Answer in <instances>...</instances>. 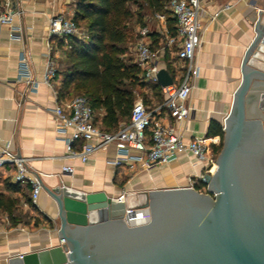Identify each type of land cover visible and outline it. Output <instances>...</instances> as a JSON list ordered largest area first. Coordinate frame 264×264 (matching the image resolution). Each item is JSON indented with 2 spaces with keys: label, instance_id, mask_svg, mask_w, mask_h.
Wrapping results in <instances>:
<instances>
[{
  "label": "crops",
  "instance_id": "obj_1",
  "mask_svg": "<svg viewBox=\"0 0 264 264\" xmlns=\"http://www.w3.org/2000/svg\"><path fill=\"white\" fill-rule=\"evenodd\" d=\"M11 1L19 12L11 24L0 25V149L7 146L25 158L29 174L38 176L43 188L37 200L33 201L31 186L15 181L14 166L0 167V192L18 198L19 209L28 211L31 217L28 222L12 225L7 213L0 208V264H8L11 256L61 243L58 207L49 193V189L59 184L86 192L104 191L116 198L130 193V202H140L145 191L187 186L191 177L204 171L203 163L186 153L147 169L132 171L118 168L109 162L117 153L116 144L96 151L87 162L66 158L64 137L57 131L53 109L75 94L69 91L60 96L61 77L55 74L49 85L44 82L43 74L50 40V19L57 14L73 17L75 0ZM202 5L200 45L194 60L199 74L192 79L193 88L187 100L189 116L178 120L166 110L161 112L164 122L175 125L185 140L195 135L207 137L211 121L224 126L234 92L243 78L242 61L256 37L258 24L264 26V0H202ZM160 24L162 22L154 27L150 25L151 32L158 31ZM17 27L20 28L21 39L10 37ZM150 40L160 53L162 68L178 80L177 71L185 70L184 62L177 57L178 47H167L161 34L158 42H154L151 34ZM53 44L56 67L60 68L63 51L55 40ZM174 48L175 57L172 55ZM23 55L37 87H34V82L20 77ZM255 59L262 65L256 64ZM252 65L264 70V48L252 58ZM146 93V98L140 93L137 96H141L150 108L165 100L162 93L160 96L152 91ZM104 114L103 109L96 110V122L100 127ZM220 138V135L208 137L212 150ZM130 151L138 153L136 149ZM66 164L73 166L72 173L62 171ZM7 182L18 184L20 188L13 191L6 186Z\"/></svg>",
  "mask_w": 264,
  "mask_h": 264
},
{
  "label": "water",
  "instance_id": "obj_2",
  "mask_svg": "<svg viewBox=\"0 0 264 264\" xmlns=\"http://www.w3.org/2000/svg\"><path fill=\"white\" fill-rule=\"evenodd\" d=\"M263 48L258 24L224 120L217 168L204 175L206 191H145L133 203L148 206L151 220L130 225V193L116 198L59 184L49 193L64 241L11 256L8 264H264V70L252 65ZM157 77L162 86L173 82L166 68Z\"/></svg>",
  "mask_w": 264,
  "mask_h": 264
},
{
  "label": "built area",
  "instance_id": "obj_3",
  "mask_svg": "<svg viewBox=\"0 0 264 264\" xmlns=\"http://www.w3.org/2000/svg\"><path fill=\"white\" fill-rule=\"evenodd\" d=\"M167 6L176 20L175 35L169 34L164 14L155 13L151 16L158 22H162L157 32L165 38L166 46L178 47L177 57L184 62L185 70L177 71L176 77L180 76L178 80H175L173 76L171 84L161 85V92L165 97L163 103L150 108L141 96H137L129 120L122 122L113 131L103 129L96 122V109L92 106L90 98L84 94L74 95L66 102L57 104L53 113L57 122V131L64 137L66 158L87 162L96 151L116 144L117 153L109 159V162L115 167L135 171L150 168L161 162H168L181 153L192 154L203 163L204 171L199 176L191 177L187 186L197 188V184L202 181L205 186L198 190L206 191L204 175L214 173L213 168L217 164V157L211 148V142L204 135H195L185 140L183 133L175 125L164 122L161 115V112L166 110L178 120L189 116L190 107L187 100L193 88L192 79L199 74V67L194 64V60L196 49L200 45L202 0H168ZM18 12L13 8L11 0H0V25L11 24ZM48 31L50 40L43 80L50 85L57 70L53 55V41L65 39L67 43L69 37L84 38L86 32L75 23L72 16L64 14H57L50 19ZM150 33L151 30L147 24L137 25L129 53L141 68L143 78L146 81L159 83L157 73L162 68L160 53L152 46ZM10 37L21 39L20 28H14ZM20 77L34 82L24 55ZM34 84V87H37V82ZM131 149H136L138 153L132 154ZM7 164L14 166L16 182L27 183L31 186V198L36 201L43 188L41 179L29 174L25 158L16 155L5 146L0 149V167ZM62 171L72 173L73 166L63 165ZM124 219L130 225L146 224L151 220L150 208L131 202L126 207ZM63 241L62 239L61 242Z\"/></svg>",
  "mask_w": 264,
  "mask_h": 264
},
{
  "label": "trees",
  "instance_id": "obj_4",
  "mask_svg": "<svg viewBox=\"0 0 264 264\" xmlns=\"http://www.w3.org/2000/svg\"><path fill=\"white\" fill-rule=\"evenodd\" d=\"M167 2L75 0L76 10L72 18L85 30L86 36L69 37L67 43L65 39H55L56 45L63 51V65L56 70L57 76L61 77L59 95L72 91L88 96L96 110L105 111L101 123L107 131L115 130L121 121L129 120L138 93L147 97V93L140 88L149 87L160 96L161 85L143 78L142 70L134 62L129 48L135 38L136 26H145L147 16L155 13L166 16L168 32L175 35L176 20ZM150 34L154 42H158L160 34L157 31ZM167 68L170 70L169 66ZM215 135L221 137L220 143L213 149L217 157L223 146L224 129L219 122L211 121L207 137ZM6 186L13 191L20 188L18 184L8 182ZM204 186L200 181L197 189ZM18 202V198L0 192V208L7 213L12 225L28 222L31 218L28 211L19 209Z\"/></svg>",
  "mask_w": 264,
  "mask_h": 264
},
{
  "label": "rangeland",
  "instance_id": "obj_5",
  "mask_svg": "<svg viewBox=\"0 0 264 264\" xmlns=\"http://www.w3.org/2000/svg\"><path fill=\"white\" fill-rule=\"evenodd\" d=\"M148 19H147V21H148V26L150 27V25H153V27L154 26H156L157 24H158V21H157V19L156 18H154V17H152L151 15H148V17H147ZM175 48L173 49V57H175L176 56V54H175ZM62 65H63V63H62ZM62 65L60 66V67H62ZM141 90L140 91H145V92H151L152 90L149 88V87H144V88H140ZM75 95H77V94H79V92H75L74 93ZM220 141H221V138H220V140H218V144L220 143ZM218 156V155H217ZM203 191V190H202ZM205 191V190H204ZM52 224V223H51Z\"/></svg>",
  "mask_w": 264,
  "mask_h": 264
},
{
  "label": "bare ground",
  "instance_id": "obj_6",
  "mask_svg": "<svg viewBox=\"0 0 264 264\" xmlns=\"http://www.w3.org/2000/svg\"><path fill=\"white\" fill-rule=\"evenodd\" d=\"M255 62H256V64H261L262 65V63L259 60H257V59H255ZM216 168H217V164L214 166L213 170L215 171Z\"/></svg>",
  "mask_w": 264,
  "mask_h": 264
}]
</instances>
